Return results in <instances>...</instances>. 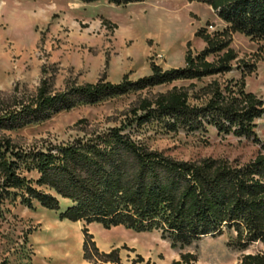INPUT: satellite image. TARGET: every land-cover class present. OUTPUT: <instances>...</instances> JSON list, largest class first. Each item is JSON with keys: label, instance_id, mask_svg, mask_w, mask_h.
Returning a JSON list of instances; mask_svg holds the SVG:
<instances>
[{"label": "trees", "instance_id": "16d2710c", "mask_svg": "<svg viewBox=\"0 0 264 264\" xmlns=\"http://www.w3.org/2000/svg\"><path fill=\"white\" fill-rule=\"evenodd\" d=\"M91 2L96 0H80ZM113 4L145 0H106ZM204 3L226 23L222 34L239 32L250 38L264 36V0H186ZM197 35H199L197 33ZM206 43L197 54L187 48L184 64L162 69L149 64L150 72L136 79L122 76L113 83L102 75L94 82L71 83L52 88L42 76L31 93L17 86L0 93V199L15 197L28 209L38 206L58 210L59 220L82 221V258L120 264L118 248L97 249L85 225L122 226L135 232L155 230L171 248L182 249L201 237L226 233V245L239 252L231 264H264V154L239 164L210 156L177 159L150 149L123 132L125 124L93 136L78 137L51 148L20 149L4 132L48 119L77 104H93L105 98L140 91L177 79H199L231 70L232 49L215 62L205 56L225 48L229 39L200 35ZM188 45V42H187ZM218 81L189 92L172 85L163 92L138 98L129 108L127 126L154 122L166 131H196L206 125L218 133L252 138L254 119L264 112L263 102L244 90L243 76ZM192 87L191 84H188ZM189 98L196 102L190 103ZM81 123V120H78ZM35 171V179L22 172ZM59 198L69 201L59 209ZM257 245L256 249H249ZM157 264L139 254L127 264ZM193 253L182 251L168 264H195Z\"/></svg>", "mask_w": 264, "mask_h": 264}, {"label": "rangeland", "instance_id": "374dc122", "mask_svg": "<svg viewBox=\"0 0 264 264\" xmlns=\"http://www.w3.org/2000/svg\"><path fill=\"white\" fill-rule=\"evenodd\" d=\"M225 27L226 23L209 6L195 1L113 4L106 0H0L3 94H9L14 86L31 93L42 76L51 78L54 90H62L71 83L94 82L102 75L113 83L123 75L133 80L148 74L151 62L162 69L180 67L187 48L191 54L205 48L200 36L203 34L214 40L229 39L225 48L207 54L206 60L215 62L226 48L235 54L228 72L177 79L93 104H77L48 119L4 133L20 149L44 150L125 124L123 132L131 133L134 140L177 159L210 156L239 164L248 162L264 154V112L254 119L256 140L218 133L210 125L196 131L179 128L174 132L154 122L138 128L126 125L129 108L138 98L163 92L172 85L184 86L191 92L214 79L222 85L228 80L237 81L239 65L244 63L250 66V72L243 76L244 90L260 98L264 106V36L222 34ZM189 101L196 102L193 98ZM22 174L30 179L36 177L35 171ZM19 194L18 190L15 197L0 199V264H111L82 258V221L59 220L58 210L35 202L28 209L19 202ZM85 227L99 251L118 248L120 264H127L136 254L157 264H168L182 251L193 253L195 264H231L239 256L238 251L226 245V233L206 235L178 249L171 248L155 230L135 232L120 225L104 229L95 222ZM256 248L253 245L249 249Z\"/></svg>", "mask_w": 264, "mask_h": 264}, {"label": "crops", "instance_id": "0c3cea01", "mask_svg": "<svg viewBox=\"0 0 264 264\" xmlns=\"http://www.w3.org/2000/svg\"><path fill=\"white\" fill-rule=\"evenodd\" d=\"M68 204H69V201L67 199L59 198V209L60 210L66 207Z\"/></svg>", "mask_w": 264, "mask_h": 264}, {"label": "bare ground", "instance_id": "6f19581e", "mask_svg": "<svg viewBox=\"0 0 264 264\" xmlns=\"http://www.w3.org/2000/svg\"><path fill=\"white\" fill-rule=\"evenodd\" d=\"M40 14H41V12H40Z\"/></svg>", "mask_w": 264, "mask_h": 264}]
</instances>
